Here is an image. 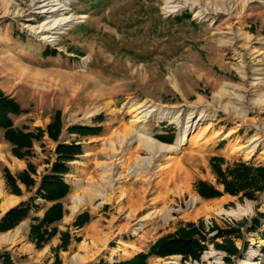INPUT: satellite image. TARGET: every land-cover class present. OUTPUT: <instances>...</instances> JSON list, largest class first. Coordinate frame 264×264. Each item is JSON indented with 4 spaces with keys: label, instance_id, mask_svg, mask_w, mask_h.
<instances>
[{
    "label": "rangeland",
    "instance_id": "1",
    "mask_svg": "<svg viewBox=\"0 0 264 264\" xmlns=\"http://www.w3.org/2000/svg\"><path fill=\"white\" fill-rule=\"evenodd\" d=\"M36 7L32 0H0V90L24 110L13 117L14 127L46 131L60 111L61 141L80 140L85 153L71 163L73 170L65 177L70 192L63 200L65 215L54 225L58 233L43 248L29 239L33 218H43L51 205L37 199L27 219L0 232V254L10 253L16 264H71L74 255H85L80 248L86 243L93 249L80 264L115 263L147 252L160 237L202 220L207 231L236 230L230 238L239 253L229 256L217 249L215 244L224 242L221 236L207 243L199 260L172 255L151 257L148 263L240 264L251 251H258L260 256L250 262L264 264V190L256 191L254 198L224 192L205 199L195 188L199 180L218 185L212 157L222 158L223 168L239 162L264 166V0H71L60 18L73 21L55 39H42L52 35L43 29L53 18L41 15ZM184 13L195 23H177L175 17ZM254 81L263 87L253 86ZM234 86V94L227 95L230 99L218 95ZM148 106L171 110L173 116L143 117L139 110ZM99 114L102 122L95 120ZM73 125H101L103 133L69 135ZM182 135L186 143L176 145ZM158 136L170 137L172 143ZM142 137L175 145L176 151H146L139 142ZM255 137L259 138L253 142ZM57 145L45 132L33 141L31 156L18 158L0 130V184L17 201L3 210L0 195V221L10 209L36 197L43 175L56 159ZM254 146L248 158L247 151ZM29 162L36 169L35 187L28 190L18 181L22 194H12L5 169L17 176ZM147 166L152 169L146 178L144 172L136 174ZM128 169L139 171L129 174ZM139 177L147 181L136 182ZM248 203L252 212L237 213ZM134 209L139 210L133 213ZM84 212L89 213V222L75 226ZM66 231L70 243L59 249ZM217 232L210 231L208 238Z\"/></svg>",
    "mask_w": 264,
    "mask_h": 264
},
{
    "label": "trees",
    "instance_id": "2",
    "mask_svg": "<svg viewBox=\"0 0 264 264\" xmlns=\"http://www.w3.org/2000/svg\"><path fill=\"white\" fill-rule=\"evenodd\" d=\"M84 1L101 2L104 0ZM175 21L180 24L187 21H191L192 24L195 23L189 13L176 16ZM77 27L80 29L84 25L81 24ZM23 111L22 106L15 98L6 95L0 90V130L4 131L5 140L12 145L13 154L18 158L31 156L33 141L40 140L44 133L47 132L51 139L58 142L55 150L56 159L50 171L43 175L40 185L35 192L36 197L29 203L21 202L18 206L10 209L0 221V232L4 233L16 228L29 217L31 211L36 207L35 201L43 199L51 203V205L46 209L43 218H33L34 222L31 224L29 231V239L36 243L37 248H43L58 233V229L54 225L60 222L65 215L66 210L63 200L70 192V185L65 180V177L71 174L73 170L71 163L84 154L85 150L80 140H75L71 143L61 141L64 124L60 111H57L53 120L47 126L46 131L36 129L35 132H27L24 129L14 127L13 117L21 115ZM103 117V114H99L95 118L96 122H102ZM102 133L103 126L101 125H73L68 128L69 135H78L81 138L101 136ZM157 138L162 142L172 143L170 137L158 136ZM223 164L224 160L222 158L217 156L211 158L213 173L217 178L218 185L224 187V191H220L217 187L218 185L215 186L209 182L199 180L195 184V188L203 198L212 199L220 197L224 192L232 195L244 192L245 196L254 198L256 191L264 190V166L239 162L232 167L223 168ZM35 172L36 169L30 162L28 163V168L18 173L17 176L12 175L8 169H5V179L10 192L16 195L22 194L18 181L23 183L28 190L33 189L36 181L32 175ZM247 189H252V191H247ZM89 220V213L84 212L77 217L74 225L82 227ZM258 223V217L254 218L253 225L257 226ZM215 230L218 231L217 234L208 238V233ZM235 231L231 229L218 230L214 227L207 231L202 220L198 223L189 222L180 227L176 232L157 239L147 252H141L125 261L115 263L101 261L96 264H149L148 259L151 257L165 258L172 255H182L199 260L207 248V243L209 241L215 242L221 236L224 237V242L216 243L215 246L219 250L226 251L229 256H233L239 253L234 241L230 238V235L236 233ZM61 240L58 248L67 249L71 240L70 232H62ZM0 264L16 263L12 259L11 254L5 252L0 254Z\"/></svg>",
    "mask_w": 264,
    "mask_h": 264
},
{
    "label": "bare ground",
    "instance_id": "3",
    "mask_svg": "<svg viewBox=\"0 0 264 264\" xmlns=\"http://www.w3.org/2000/svg\"><path fill=\"white\" fill-rule=\"evenodd\" d=\"M32 1H34L35 2V5H37V7H36V9H38L39 11H38V13H40L41 15H43V16H46V18H53V20H50V21H48V26L46 27V28H44L43 29V31H45V32H50V33H52V35H48V36H45V37H43L42 39H51V38H53V39H55L56 38V36L57 35H59V34H62V33H64V31L66 30V29H68V27H69V25L72 23V21H73V19H71V18H68V17H64V18H60V17H62L65 13H66V11H68L69 9H70V7H69V4H70V1L71 0H32ZM65 16V15H64ZM84 17V16H83ZM35 28V27H34ZM43 31H35V30H33V32L35 33V34H38V33H40V32H43ZM245 36V35H244ZM248 38H249V36H248ZM255 52V51H254ZM257 52V51H256ZM264 52V51H263ZM262 51H261V53H263ZM259 53V52H258ZM259 55V54H258ZM262 56V55H261ZM221 57V56H220ZM218 58V57H217ZM261 59V58H260ZM241 73H243L244 75H242L243 76V78H245V76H246V74L244 73V71H242ZM254 76L255 75H258V74H260L261 72H260V69L259 70H256V71H254ZM247 75H248V73H247ZM259 81V80H258ZM258 81L256 82V81H254V83H253V86H259V83H258ZM37 82V81H36ZM39 82V81H38ZM245 82V81H244ZM243 82V83H244ZM262 82V81H261ZM260 82V83H261ZM264 82V81H263ZM218 83H220V81L218 82ZM37 84V83H36ZM262 84V83H261ZM39 85V84H38ZM50 85V84H49ZM46 86V85H45ZM69 86V85H68ZM261 87H263L262 85H260ZM259 86V87H260ZM52 87V86H51ZM50 87V88H51ZM233 88H235V86L234 87H227V88H225V89H222V90H220L219 92H218V95H220V97H222V96H225V97H228L227 95H231V94H234V92L233 91H231ZM52 89V88H51ZM237 89V88H236ZM238 89H240V88H238ZM244 89H246V88H244ZM259 89V88H258ZM239 91V90H238ZM35 92V91H34ZM260 92V91H259ZM263 92V91H262ZM244 93V92H243ZM239 96V95H238ZM247 97V96H246ZM212 98H214V97H212ZM229 98V97H228ZM234 98V97H233ZM237 98V97H236ZM239 98H241V96H239ZM221 99H223V98H220L218 101H220ZM230 99V98H229ZM259 99V98H258ZM215 100H217V99H215ZM242 101V100H241ZM203 102V101H202ZM245 102H246V100H245ZM254 102V101H253ZM229 104H230V107H233L234 109H235V111H237L236 113H239V111H238V109L235 107V105H237L236 103H233V101H230V102H228ZM261 103H262V105L264 104V96H262V99H261ZM252 104V103H251ZM260 104V103H259ZM143 106V105H142ZM224 106V105H223ZM140 112H139V114H141L143 117H150V116H154V117H158V118H160V117H171V116H173V112L171 111V110H167V109H162V108H160V109H155V107L154 106H148V107H145V108H142L141 110H139ZM194 114V113H193ZM203 114V113H202ZM194 117H196V116H193L192 118L194 119ZM200 118H199V120L200 119H203V117L204 116H199ZM232 132H233V130H232ZM129 133V132H128ZM257 136V135H256ZM127 137V136H126ZM223 138V137H222ZM259 138V137H258ZM258 138L257 137H255V138H253L252 140H253V142H256L257 140H258ZM126 140H127V138H125ZM124 138H123V140H125ZM251 140V141H252ZM186 139H185V136L184 135H182L181 137H179L178 138V141L176 142V145H182V144H185L186 143ZM139 142H141L140 144L142 145V147H143V149H145L146 151H149V152H151V153H159V152H163L164 150L165 151H168V152H174V151H176V146L175 145H164V144H162V143H160V142H158L157 140H155V139H153V138H151V137H142V138H140V141ZM251 143V142H250ZM140 145V146H141ZM5 148V147H4ZM254 150H255V146L254 147H252L251 149H249L248 151H247V153H248V158L250 157V154L251 153H253L254 152ZM136 151H138V150H136ZM135 151V152H136ZM126 152L128 153L129 151H127V149H126ZM1 157V156H0ZM7 157V156H6ZM2 158V157H1ZM124 158V157H123ZM139 158V157H138ZM137 159V158H136ZM140 159V158H139ZM141 159H143V158H141ZM127 160V159H126ZM144 160V159H143ZM148 160V159H147ZM2 161V160H1ZM124 161H125V159H124ZM138 161V160H137ZM145 161V160H144ZM20 162V161H19ZM18 162V163H19ZM124 163V162H123ZM126 163V162H125ZM141 163H142V161H141ZM118 164V163H117ZM130 164V161H129V163H128V165ZM135 164H136V162H135ZM139 164V163H138ZM133 165V164H132ZM131 166V165H130ZM140 166H141V164H140ZM132 167V166H131ZM137 167V166H136ZM133 168H135V167H133ZM144 168V167H143ZM145 170H142L141 172H138L139 171V169H133L132 171H131V169L128 171V173L129 174H133V173H136V172H138V173H136V174H141L142 175V173L144 172V177L146 178L147 176H148V174H151V167L150 166H147V167H145L144 168ZM126 172V171H125ZM128 174V175H129ZM127 175V176H128ZM135 176V175H134ZM101 177V176H100ZM136 177V176H135ZM121 178V177H120ZM124 178V177H123ZM137 178V177H136ZM140 178V177H139ZM92 180V179H91ZM102 180V179H101ZM138 180V179H137ZM98 181V180H97ZM107 181V180H106ZM147 180H145L144 178H140V180L139 181H136V182H140V183H144V182H146ZM84 182V181H83ZM90 182V181H89ZM135 182V181H134ZM88 183V182H87ZM105 184H106V182H105ZM3 185L4 184H0V195L3 197V199H4V201H3V203H2V209L3 210H7L8 208H10V207H13V205L14 204H16V198L15 197H13V196H11V197H9V196H7L6 194H5V190H4V187H3ZM81 185V184H80ZM79 185V186H80ZM87 186H88V184H86ZM94 185V184H93ZM98 185V184H97ZM107 185H109V184H107ZM110 186V185H109ZM112 186V185H111ZM106 187V186H105ZM85 188V187H84ZM110 188H112V187H110ZM93 189H96V187L95 188H93ZM100 189H101V187H100ZM97 190H98V188H97ZM102 190V189H101ZM91 190H89V192H90ZM104 191V190H103ZM92 192V191H91ZM96 192V191H95ZM98 193V192H97ZM100 193V192H99ZM96 194V193H95ZM102 194V193H101ZM89 197H90V195H89ZM92 197H94V196H92ZM96 197V196H95ZM94 197V198H95ZM98 197V196H97ZM125 197V194H123V196H122V198H124ZM140 197H142V196H140ZM137 198V197H136ZM2 199V200H3ZM198 199V198H197ZM19 200V199H18ZM95 200V199H94ZM106 200V199H105ZM124 200V199H123ZM137 200V199H136ZM157 202H159L161 199H158L157 198ZM141 201V200H140ZM155 201V200H154ZM143 202V201H142ZM156 202V201H155ZM152 203V202H151ZM150 203V204H151ZM195 203V202H194ZM101 204V203H100ZM133 204V203H132ZM154 204V203H153ZM135 205V204H134ZM152 205V204H151ZM150 205V206H151ZM136 206V205H135ZM140 206H141V203H140ZM139 206V207H140ZM157 206V205H156ZM192 206V205H191ZM134 207V206H133ZM137 207H138V204H137ZM136 208V207H135ZM143 208V207H142ZM155 208V207H154ZM76 209H77V207H75L74 208V210L76 211ZM146 209V208H145ZM139 209H134L133 210V213H136V211H138ZM152 211V210H151ZM150 211V212H151ZM253 211V205L251 204V203H248V205L246 206V207H244V206H239L238 207V211H237V213H242V214H245V213H248V212H252ZM4 212V211H3ZM153 212V211H152ZM159 214V213H158ZM157 214V215H158ZM140 215V214H139ZM160 216V215H159ZM130 217V216H129ZM146 217H151V215H147ZM136 218V217H135ZM145 217H143L142 218V221H143V219H144ZM139 219V218H138ZM149 219V218H148ZM148 219H145V220H147L148 221ZM159 219V218H158ZM162 219H164V218H162ZM151 220V219H150ZM131 221V220H130ZM155 221V220H154ZM158 221V220H157ZM156 221V222H157ZM166 221H168V220H166ZM149 222V221H148ZM92 226V225H91ZM90 227V226H89ZM95 228V227H94ZM93 228V229H94ZM147 228H148V226H147ZM93 229H91L92 231H93ZM136 229V228H135ZM145 230V229H144ZM19 232V231H18ZM15 233H17V231L15 232ZM90 234V233H89ZM98 235V234H97ZM18 237H20V236H18ZM92 238V237H91ZM95 240V239H94ZM16 241V240H15ZM92 244V243H91ZM96 245V244H95ZM80 246V245H79ZM81 247V246H80ZM81 249V251L85 254L84 256L83 255H80V254H76V255H74L72 258V262H70L71 264H73V263H75V264H80V263H83L85 260H86V258L89 256V253H91V251H92V247H90V246H88V244H86V243H84L83 245H82V247L80 248ZM79 251V250H78ZM98 255V254H97ZM209 256H213V253H210V255ZM208 256V257H209ZM258 256H260V254L258 253V251H251L250 252V254H249V259H245V260H243L240 264H252L251 262H250V259H252V258H257ZM247 257V256H246ZM67 261V260H66ZM255 264H261V262H259V263H255Z\"/></svg>",
    "mask_w": 264,
    "mask_h": 264
}]
</instances>
